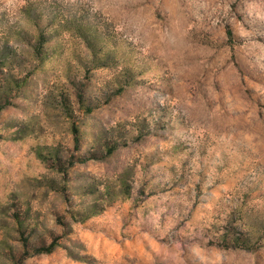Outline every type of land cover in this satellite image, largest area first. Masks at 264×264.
<instances>
[{"label": "rangeland", "instance_id": "obj_1", "mask_svg": "<svg viewBox=\"0 0 264 264\" xmlns=\"http://www.w3.org/2000/svg\"><path fill=\"white\" fill-rule=\"evenodd\" d=\"M0 105V264H264V0H0Z\"/></svg>", "mask_w": 264, "mask_h": 264}, {"label": "trees", "instance_id": "obj_2", "mask_svg": "<svg viewBox=\"0 0 264 264\" xmlns=\"http://www.w3.org/2000/svg\"><path fill=\"white\" fill-rule=\"evenodd\" d=\"M1 108H3V105H0V110H1ZM74 133H75V135H77L78 134V129H75L74 128ZM238 239H241V237H237ZM246 241H248L249 239H248V237H246V238H244ZM55 245H56V241H51L49 244H47V245H45V244H43V245H40V246H38V247H36L35 249H34V252H36V253H39V252H51V251H53L54 250V248H55Z\"/></svg>", "mask_w": 264, "mask_h": 264}]
</instances>
